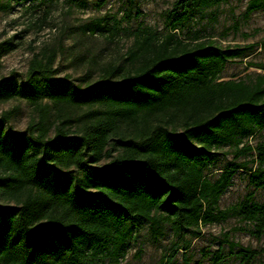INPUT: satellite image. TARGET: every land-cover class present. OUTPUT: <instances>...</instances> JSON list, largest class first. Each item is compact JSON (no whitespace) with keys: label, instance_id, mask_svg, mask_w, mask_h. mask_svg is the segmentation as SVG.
Segmentation results:
<instances>
[{"label":"trees","instance_id":"16d2710c","mask_svg":"<svg viewBox=\"0 0 264 264\" xmlns=\"http://www.w3.org/2000/svg\"><path fill=\"white\" fill-rule=\"evenodd\" d=\"M263 5L250 0L245 17ZM189 12L178 4L169 10L165 36L150 27L139 33L129 68L109 65L99 78L86 74L76 84L56 75V52L44 50L33 55L21 83L0 80V102L24 98L36 114L20 133L7 126L12 110L0 119V264L118 262L146 221L152 237L167 225L182 236L239 216L253 223L250 234L264 236V201L249 194L219 205L238 170L264 188V142L243 144L264 129V73L222 80L229 60L264 48V40H184L174 31ZM83 30L114 36L119 22L98 19ZM227 145L233 159L220 172H206ZM225 235L231 250L239 246ZM236 254L251 264L258 251L241 247ZM213 260H223L219 251Z\"/></svg>","mask_w":264,"mask_h":264},{"label":"rangeland","instance_id":"374dc122","mask_svg":"<svg viewBox=\"0 0 264 264\" xmlns=\"http://www.w3.org/2000/svg\"><path fill=\"white\" fill-rule=\"evenodd\" d=\"M249 1L221 0L198 7L193 0H0V43L8 42L5 48H0V80L7 78L21 83L33 55L44 50L56 52L53 64L56 75H70L76 84H83L81 78L86 74L90 80L99 78L109 65L129 68V50L136 36L147 27L159 36L168 34L166 16L176 4L190 9L187 20L174 31L184 40L201 37L216 40L224 46L260 43L264 40V5L246 18ZM98 19H105L110 24L118 21L119 31L110 36L83 30L86 23ZM257 73H264V48L260 46L246 57L229 60L222 72V80ZM10 110L7 126L16 133L25 131L36 117L33 107L24 98L0 102V119ZM247 142L252 145L264 142V129L255 136L246 137L243 144ZM217 152V160L206 172H220L234 157L233 148L228 145ZM107 160L103 159L101 164ZM249 194L257 202L264 201V188L251 186L247 171L238 170L221 196L220 208L242 202ZM252 228L253 223L232 216L201 226L198 236H195L197 229L176 236L167 225L164 235L152 237L146 221L135 229L124 257L118 262L106 259L98 264H215L213 258L217 251L223 256L219 264H243L236 254L241 247L258 251L251 264H264V236L257 238L250 234L248 230ZM226 233L230 241L239 245L234 250L224 242ZM186 242L190 243L187 250L183 249ZM173 253L174 257L169 261Z\"/></svg>","mask_w":264,"mask_h":264}]
</instances>
